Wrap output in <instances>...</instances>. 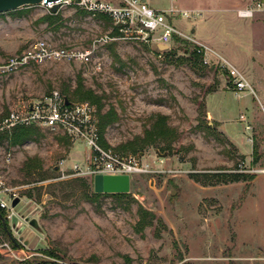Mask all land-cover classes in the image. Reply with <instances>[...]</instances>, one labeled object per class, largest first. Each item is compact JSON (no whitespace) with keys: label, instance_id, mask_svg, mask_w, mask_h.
Segmentation results:
<instances>
[{"label":"rangeland","instance_id":"rangeland-1","mask_svg":"<svg viewBox=\"0 0 264 264\" xmlns=\"http://www.w3.org/2000/svg\"><path fill=\"white\" fill-rule=\"evenodd\" d=\"M149 1L190 10L176 17L182 33L167 50L110 39L111 24L77 6L0 13V64L37 40L91 56L87 63L24 65L0 77V122L20 102L59 90L93 103L98 119L115 112L100 133L102 147L144 167L130 174L128 192L98 193L84 146L35 126L14 145L17 127L0 129V175L17 192V219H7L17 244L0 225V264H264V11L239 16L259 0ZM225 62L252 89L233 91ZM160 116L165 132L158 135ZM18 222L26 225L21 234Z\"/></svg>","mask_w":264,"mask_h":264},{"label":"built area","instance_id":"built-area-1","mask_svg":"<svg viewBox=\"0 0 264 264\" xmlns=\"http://www.w3.org/2000/svg\"><path fill=\"white\" fill-rule=\"evenodd\" d=\"M49 11L57 5L77 6L95 16L106 15L112 23L110 39H123L159 46H169L176 35L182 32L174 24L176 17H189V11L175 7L157 9L149 0H41L38 4ZM264 9V2L259 0L254 6L240 10L239 16L251 17L255 10ZM107 38V39H108ZM160 50V49H159ZM199 54L207 50L198 48ZM89 50L62 48L46 40H37L20 55L9 57L0 64V77L12 73L20 66L44 64L55 61H90ZM206 59V58H205ZM229 65L228 81L236 93L252 89L245 75L236 67ZM35 126L62 132L71 141L84 146L94 158L93 174L122 175L144 171L137 157L121 160L117 154L105 150L100 143L99 120L97 107L88 100L74 101L59 90H52L42 99L31 102H20L2 122L0 129ZM77 168V166H76ZM17 192L9 186L0 175V208L5 211L6 220L15 214L12 206Z\"/></svg>","mask_w":264,"mask_h":264},{"label":"water","instance_id":"water-1","mask_svg":"<svg viewBox=\"0 0 264 264\" xmlns=\"http://www.w3.org/2000/svg\"><path fill=\"white\" fill-rule=\"evenodd\" d=\"M41 0H0V13L7 12L10 10H14L27 5H38ZM58 8L57 5L52 7V11H56ZM169 46H159L160 50H167ZM94 190L98 193L103 192H121L125 193L130 190V176L127 174L122 175H104L97 174L94 177ZM0 218L3 224V227L11 240L17 244L15 237L12 234L11 228H9V224L6 218L0 213ZM13 220L17 219L15 217ZM31 224L36 226L35 219L31 220ZM15 229L18 234H21L25 229L26 225L21 224V222L14 223Z\"/></svg>","mask_w":264,"mask_h":264},{"label":"trees","instance_id":"trees-1","mask_svg":"<svg viewBox=\"0 0 264 264\" xmlns=\"http://www.w3.org/2000/svg\"><path fill=\"white\" fill-rule=\"evenodd\" d=\"M84 12L90 14L87 11H84ZM54 13H56V12H54ZM98 17L106 19L108 21V25L111 24V26H112L111 20L106 15L98 14ZM49 18L55 19V17H53V16H51V17L49 16ZM164 52L167 53V54L173 53V51L171 49L169 51H164ZM74 96L81 97V95H79L78 91H76ZM82 97H84V96H82ZM85 97L92 99V101L94 103H97L99 101V99H95V97L92 94V91H88L87 95H85ZM115 119H116V113L115 112H112V111L110 112L109 111V112H107L105 114H100V118L98 119L99 120L100 133L102 132V129H104L110 123L114 122ZM159 120H162V121L158 122ZM159 120H157V122L154 123L153 129H154V132H156L158 135H161V134H163L165 132L164 129H163V127L165 126V117L160 116ZM32 128H34V126L33 127L32 126H30V127H17L14 130L13 135H12L13 144L17 145V144H20L21 142L23 143L24 141L28 140L30 135L34 132V130ZM163 140L167 141L166 139H163ZM137 150H138V148H134V151H137ZM257 152H258V148L256 146H254V153L256 154ZM236 181H239V180H236ZM121 195H124V194H121ZM0 213L3 216L5 215V211L2 210L1 208H0ZM0 225H1V228L3 229V231H5V229L3 227V224H2V221H1V218H0ZM46 253H48L49 256L54 257V254L52 252L46 251ZM57 259H59V258H57ZM30 264H33V263H30ZM39 264H58V262L57 261H48V262H41Z\"/></svg>","mask_w":264,"mask_h":264},{"label":"crops","instance_id":"crops-1","mask_svg":"<svg viewBox=\"0 0 264 264\" xmlns=\"http://www.w3.org/2000/svg\"><path fill=\"white\" fill-rule=\"evenodd\" d=\"M149 3H150V1H149ZM244 3H245V1H244ZM244 3H241L240 5H238L237 7H234V12H236V14H237V11L238 10H240V9H242L243 8V5H244ZM171 7H175V8H177L178 10H186V11H190L189 9H181V8H179L178 6H176V5H172ZM157 9H166V8H157ZM226 10V9H225ZM228 10V9H227ZM208 11H210V9L208 8V9H196L195 10V12L196 13H204V12H208ZM222 11H224V10H222ZM262 11H264V9L262 10ZM205 40V39H204ZM206 41V40H205ZM211 50H213V51H216V52H220L223 56H221V57H223L224 59H226L227 60V58L225 57L226 55L223 53V52H221V51H219L218 49H213L212 47H209ZM229 63H230V60L228 61ZM251 78H252V80L254 81V83H255V85H256V87L258 88V89H261L260 87H261V79L257 76V74H255V70H254V68L252 69V72H251Z\"/></svg>","mask_w":264,"mask_h":264}]
</instances>
